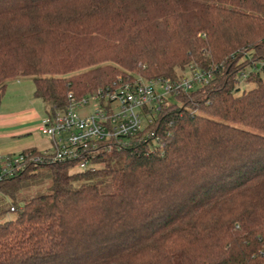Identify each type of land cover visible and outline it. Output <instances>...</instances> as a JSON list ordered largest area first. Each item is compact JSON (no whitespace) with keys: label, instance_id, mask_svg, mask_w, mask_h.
I'll use <instances>...</instances> for the list:
<instances>
[{"label":"trees","instance_id":"16d2710c","mask_svg":"<svg viewBox=\"0 0 264 264\" xmlns=\"http://www.w3.org/2000/svg\"><path fill=\"white\" fill-rule=\"evenodd\" d=\"M187 70L209 84L164 98L95 168L0 155L24 159L0 179V264H264V0H0V104L25 78L55 115ZM43 168L48 192L20 199Z\"/></svg>","mask_w":264,"mask_h":264},{"label":"built area","instance_id":"2783aa9c","mask_svg":"<svg viewBox=\"0 0 264 264\" xmlns=\"http://www.w3.org/2000/svg\"><path fill=\"white\" fill-rule=\"evenodd\" d=\"M186 72L188 75L178 81L118 78L113 88L98 90L78 102L69 97L63 112L45 114L38 126L41 135L50 137V161L74 162L79 171L97 167L94 157L98 152H109L114 140L135 136L154 123L164 98L206 86L211 80V74L206 72ZM23 162L22 157L6 161L0 167V179L22 170Z\"/></svg>","mask_w":264,"mask_h":264},{"label":"crops","instance_id":"0c3cea01","mask_svg":"<svg viewBox=\"0 0 264 264\" xmlns=\"http://www.w3.org/2000/svg\"><path fill=\"white\" fill-rule=\"evenodd\" d=\"M21 84V80L12 82L7 86V89L14 85L15 87L18 86L17 89H19L21 88ZM11 93L14 99H16L15 96H20V92H17L16 88H14V91H11ZM2 103L3 99L1 101V104ZM1 104L0 139L5 141L0 142V155H17L21 151L29 148H34L41 152L50 151V149L47 148H39V141L34 137V128L36 130L38 121L43 117V114L38 111L34 102L31 105L28 103L23 106H17L16 108H14V105H10L8 108H2ZM49 145H52L51 141Z\"/></svg>","mask_w":264,"mask_h":264},{"label":"rangeland","instance_id":"374dc122","mask_svg":"<svg viewBox=\"0 0 264 264\" xmlns=\"http://www.w3.org/2000/svg\"><path fill=\"white\" fill-rule=\"evenodd\" d=\"M185 76L188 75L187 72L184 73ZM261 79L264 81V72H261ZM22 81L21 88L17 89L18 86L15 87V85L9 89H7L4 98H3V103L1 104L2 108H8L10 105H14V108L17 106H23L24 104L30 103V105L34 102L36 107L38 108V111L45 115V106L41 101L38 99H34L33 97V82L31 78H25ZM11 84V83H10ZM242 89L243 88H251L253 86L252 83L244 85L243 80L240 83ZM14 88H16L17 92H20V96H15L16 99L13 98L11 91H14ZM90 112L93 110V107L89 109ZM86 111H82L81 113H85ZM41 122V119L38 121V124L36 126V130L34 128V137L36 138L37 141H39V148L41 149H50L52 151V145L50 146V137L41 135L38 132V126L39 123ZM7 140V139H6ZM5 141L3 139H0V142ZM43 144V145H42ZM39 175L38 177L34 180V182L31 184V186L24 191H22L19 195L20 199H28L37 195H43L48 192V187L50 185V179L47 173V169L43 168L38 171ZM4 203V202H3ZM7 219L12 218L11 214H8Z\"/></svg>","mask_w":264,"mask_h":264}]
</instances>
